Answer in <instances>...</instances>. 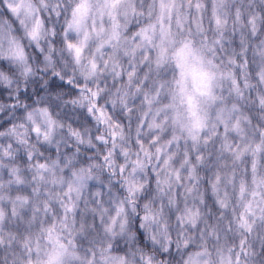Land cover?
Listing matches in <instances>:
<instances>
[{"label":"clouds","instance_id":"obj_1","mask_svg":"<svg viewBox=\"0 0 264 264\" xmlns=\"http://www.w3.org/2000/svg\"><path fill=\"white\" fill-rule=\"evenodd\" d=\"M0 264H264V0H0Z\"/></svg>","mask_w":264,"mask_h":264}]
</instances>
